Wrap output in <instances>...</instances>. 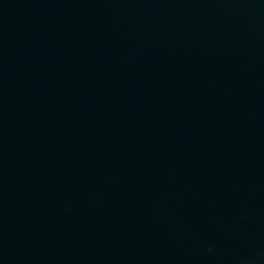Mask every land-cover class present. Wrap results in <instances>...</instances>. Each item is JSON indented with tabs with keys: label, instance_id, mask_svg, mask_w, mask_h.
<instances>
[{
	"label": "water",
	"instance_id": "1",
	"mask_svg": "<svg viewBox=\"0 0 264 264\" xmlns=\"http://www.w3.org/2000/svg\"><path fill=\"white\" fill-rule=\"evenodd\" d=\"M0 264H264V0H0Z\"/></svg>",
	"mask_w": 264,
	"mask_h": 264
}]
</instances>
